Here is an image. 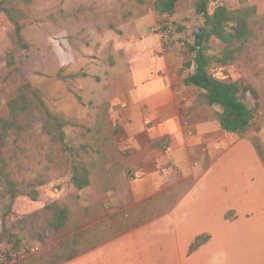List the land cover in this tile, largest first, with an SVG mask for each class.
I'll return each mask as SVG.
<instances>
[{
	"label": "crops",
	"instance_id": "0c3cea01",
	"mask_svg": "<svg viewBox=\"0 0 264 264\" xmlns=\"http://www.w3.org/2000/svg\"><path fill=\"white\" fill-rule=\"evenodd\" d=\"M100 1L107 3V10L118 5ZM120 1L129 2L130 9L116 22L99 28L84 24L78 32L66 29L59 43L52 42L51 51L62 58L58 68L89 64L93 75L101 54L109 55L98 65L103 77L88 97L95 108L108 104L109 120L117 127L110 198L123 205L104 217L105 240L79 242L72 247L75 256L56 264H264V63L256 61L257 76L252 78L259 103L255 121L244 131L226 134L183 85L187 72L182 68L181 35H176L172 50L161 51L158 36L151 32L162 20L149 6L154 0ZM248 1L260 15L264 0ZM184 10L186 5L177 0L173 19L186 27L182 37L190 43L189 31L201 20L195 17L192 24ZM73 35L84 41L85 54L68 41ZM56 199L71 214L67 192ZM145 202L150 208L121 216L128 203ZM160 203L166 206L160 208ZM89 224L77 229L78 234ZM199 236L208 240L190 252ZM54 253L49 251V259Z\"/></svg>",
	"mask_w": 264,
	"mask_h": 264
},
{
	"label": "rangeland",
	"instance_id": "374dc122",
	"mask_svg": "<svg viewBox=\"0 0 264 264\" xmlns=\"http://www.w3.org/2000/svg\"><path fill=\"white\" fill-rule=\"evenodd\" d=\"M114 1L118 5L110 7L109 10L107 3L103 6L100 0H34L30 7H23L26 14L23 35L31 44V50L26 56V62L20 65V72L26 81L40 90L47 107L53 113L62 114L69 122L64 128L66 142L75 146L86 145L93 148V151L85 157L90 170V186L83 190L87 191V194L78 196L70 184L69 167L49 166L47 154L50 151V141L39 123H34L17 143H10L4 149L7 169L17 182L20 192L37 193V201L32 202L23 195L11 201L4 192L0 193V245L40 244L42 248L44 247L37 255L29 256L17 264H46L49 261V251L55 250L62 241L75 239L78 243H86L105 240L108 233L103 229L104 217L123 207L121 202L112 203L110 198L111 157L113 159L116 150L114 138L117 127L109 120L108 104L95 108V102L88 97V92L94 94L92 85L100 83L103 77L98 65L101 60L103 62L107 58L109 60V55L107 56L106 51L101 54V60L99 57L94 68L95 75H92L89 73L91 70L89 64L81 67L72 64L68 68H58L57 65L62 58L59 53L51 51L52 42L59 43L64 30L71 28L78 32L84 24H87L85 26L93 24L96 28L106 22L111 25V22L118 20L120 13L130 9L129 2ZM180 3L186 5L184 13L189 14V19L195 24L193 0H180ZM220 4L230 9L250 5L248 0H221ZM259 16L261 20L256 36L247 45L244 54L234 62L235 65L229 72L220 71L221 75L230 77L229 80L243 86H251L252 78H256V61L264 63V7L260 8ZM196 28L192 27L189 34ZM8 32V25L0 20V118L6 117V104L14 96L18 83V79L5 69V55L11 49ZM67 39L73 42L77 53L82 50L85 54L84 41L80 37L73 35ZM192 41L190 39L191 43ZM257 47H260L262 52H258ZM221 49V44L213 39L204 47L202 53L208 58H215ZM46 51L51 53L45 54ZM94 54L97 52H93L92 57L95 58ZM192 60L193 55L189 54L184 62ZM57 74L66 79H57ZM87 81L89 84L85 83ZM106 86L104 83L102 89ZM190 91V97L195 99L199 90L190 87ZM247 98H250V95ZM200 108L207 110L205 107ZM61 192H67L70 202L72 201L70 203L72 211L66 226L62 230L53 231L42 223L39 210L51 202L65 205L56 199ZM150 204L145 202L132 206L128 203L127 210L123 211L121 216L131 210L150 208ZM159 206L163 208L166 204L160 203ZM105 221L107 220L103 222ZM87 223L92 225L84 233L78 234L77 229ZM8 236L10 240H19L20 243L8 242Z\"/></svg>",
	"mask_w": 264,
	"mask_h": 264
},
{
	"label": "trees",
	"instance_id": "16d2710c",
	"mask_svg": "<svg viewBox=\"0 0 264 264\" xmlns=\"http://www.w3.org/2000/svg\"><path fill=\"white\" fill-rule=\"evenodd\" d=\"M33 1L0 0V20L9 27L8 37L11 45L10 51L5 55V69L18 79L14 96L6 104L7 115L0 118V193L4 192L11 201L21 195L28 197L32 202L37 201V193L20 192L4 158V149L10 143H17L36 122L49 137V166H68L70 184L76 191H83L90 186V170L85 157L93 148L66 142L64 128L69 122L62 114L53 113L47 107L40 90L26 81L20 72V65L26 62V56L31 50V44L23 35L26 20L23 7H30ZM220 1L193 0V15L199 17L201 23L192 33V43L182 37L186 27L173 19L177 0H154L149 6L161 16V23L172 24L176 35H181L182 68L187 72L183 85L197 88L199 92L195 96V103L199 107L207 108L217 118L222 131L234 134L244 131L255 121L259 110L258 96L251 86H243L230 80L223 81L221 78L224 75H221L220 71L213 73V70L233 64L244 54L247 45L256 36L261 19L254 6L230 9L220 4ZM213 39L221 44L222 49L217 57L208 58L202 52ZM189 54L193 55V60L186 63L184 60ZM202 76L206 77L204 82L200 81ZM56 77L59 80L66 79L59 74ZM249 95L250 98H247ZM152 145L156 146L158 142H153ZM255 146L260 150L258 143H255ZM39 217L47 228L59 231L69 222L70 212L66 205L51 202L39 210ZM7 240L13 241L14 244L20 243L19 240H10L9 236ZM207 240V236L197 237L190 247V252ZM77 243L75 239L62 241L46 264H56L75 256L77 251L72 247Z\"/></svg>",
	"mask_w": 264,
	"mask_h": 264
},
{
	"label": "built area",
	"instance_id": "2783aa9c",
	"mask_svg": "<svg viewBox=\"0 0 264 264\" xmlns=\"http://www.w3.org/2000/svg\"><path fill=\"white\" fill-rule=\"evenodd\" d=\"M151 32L158 36L161 43V51L163 53L168 52L174 48L177 44L176 32L172 24H163L157 22L151 29ZM222 68L214 69L213 73L221 71ZM44 248V247H43ZM40 244H29V245H0V264H17L22 260H25L29 256L37 255L42 251Z\"/></svg>",
	"mask_w": 264,
	"mask_h": 264
},
{
	"label": "water",
	"instance_id": "95a60500",
	"mask_svg": "<svg viewBox=\"0 0 264 264\" xmlns=\"http://www.w3.org/2000/svg\"><path fill=\"white\" fill-rule=\"evenodd\" d=\"M205 78H206L205 76L200 77V81L204 82Z\"/></svg>",
	"mask_w": 264,
	"mask_h": 264
}]
</instances>
